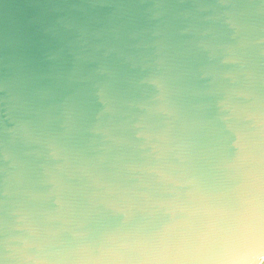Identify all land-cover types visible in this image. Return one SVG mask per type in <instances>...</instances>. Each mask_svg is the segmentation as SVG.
Segmentation results:
<instances>
[{"label":"clouds","instance_id":"clouds-1","mask_svg":"<svg viewBox=\"0 0 264 264\" xmlns=\"http://www.w3.org/2000/svg\"><path fill=\"white\" fill-rule=\"evenodd\" d=\"M0 264H264V0H0Z\"/></svg>","mask_w":264,"mask_h":264},{"label":"water","instance_id":"water-1","mask_svg":"<svg viewBox=\"0 0 264 264\" xmlns=\"http://www.w3.org/2000/svg\"><path fill=\"white\" fill-rule=\"evenodd\" d=\"M8 2H11V0H8Z\"/></svg>","mask_w":264,"mask_h":264}]
</instances>
